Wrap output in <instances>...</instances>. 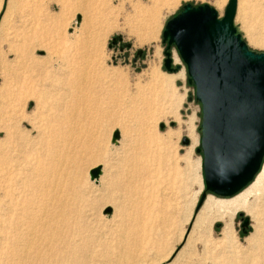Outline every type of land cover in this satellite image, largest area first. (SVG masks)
<instances>
[{
	"label": "rangeland",
	"instance_id": "obj_1",
	"mask_svg": "<svg viewBox=\"0 0 264 264\" xmlns=\"http://www.w3.org/2000/svg\"><path fill=\"white\" fill-rule=\"evenodd\" d=\"M238 1L233 18L236 33L249 49L264 52V0H249L243 18L237 13ZM152 2L0 0V106L4 118L0 120V156L5 162L0 183V263L18 246L11 193L24 171L32 173V178H26L31 185L39 179L40 166L52 162L60 164L67 175L66 182H59L60 192L54 193L58 199L52 200L61 213L56 218L71 245H86L85 264L114 263L115 256L133 250L137 230L156 224L152 244L139 257L145 255V262L264 264V214H260L264 204L259 199L254 206L259 213L253 218L244 211L233 215L229 242L221 240L222 219L208 217L203 225L193 226L203 203L197 210L195 207L205 190L202 154L196 151L200 147L201 105L175 46L169 51L172 66L178 65V69L169 72L163 67L165 23L186 3L207 4L222 18L228 0H161L155 14ZM142 8H148L143 17ZM142 23L145 29L139 30ZM149 31L154 32L155 40L137 43L136 37ZM84 34L95 36L93 43H80ZM58 37H65L64 43ZM114 37L119 38L116 43H112ZM139 50L141 54H137ZM151 59L155 60V75L164 85L161 90L150 81ZM3 64L9 69L2 70ZM73 71L85 76L83 84L107 86L112 95L105 102H88L93 98L89 97L75 105L72 137L64 139L61 136L67 127L62 124L70 103L57 96L54 79L65 82ZM117 76L126 77L128 86L118 90ZM137 93L145 97L144 105L139 100L131 103ZM190 119L195 132L192 147L186 134ZM114 131L119 132L116 143L111 142ZM96 166L101 167V174L94 182L89 171ZM161 185L166 193L162 228ZM209 195L213 200L234 196L206 192V197ZM244 218L249 219L246 227Z\"/></svg>",
	"mask_w": 264,
	"mask_h": 264
},
{
	"label": "water",
	"instance_id": "obj_2",
	"mask_svg": "<svg viewBox=\"0 0 264 264\" xmlns=\"http://www.w3.org/2000/svg\"><path fill=\"white\" fill-rule=\"evenodd\" d=\"M236 6L237 0H228L219 18L207 4L186 3L162 31L166 43L163 67L169 72L178 69V65L172 66L169 51L175 46L201 105L200 147L196 151L202 154L205 190L195 210L206 192L230 197L242 190L264 159V52L249 49L236 33ZM118 138L119 132L114 131L111 142ZM183 143L188 140L184 138ZM100 174V166L89 171L91 180ZM248 220L243 219V227Z\"/></svg>",
	"mask_w": 264,
	"mask_h": 264
},
{
	"label": "bare ground",
	"instance_id": "obj_3",
	"mask_svg": "<svg viewBox=\"0 0 264 264\" xmlns=\"http://www.w3.org/2000/svg\"><path fill=\"white\" fill-rule=\"evenodd\" d=\"M152 3L154 6V10H152V9L151 10L155 14V11L158 10L156 7L159 6L158 4L161 3V0H153ZM155 4H157V5L155 6ZM248 7H249V0H239L238 1V7H237L238 8V10H237L238 15L243 18ZM151 10H149V11L152 13ZM139 11L141 12L142 17H143V15L147 14L146 11L148 12V8H147V10L145 8H142ZM140 26L141 27L139 30H141L142 28H143V30L145 29V23H142ZM136 29H137V27L135 26V30ZM135 34H137V33H135ZM89 35L90 36L84 34V36L79 38V40H80L79 42L81 43V41H82V42H87V43H93L92 40H95V38H94L95 36L93 37L91 34H89ZM154 36H155L154 32L149 31L143 35L139 34L136 37V40H137V43L142 44L145 41L148 42V41L154 39ZM65 39H66L65 37H58V40L62 43H64ZM88 40H91V42H88ZM82 48H86V47H82ZM156 54H157V52H156ZM84 56H85V54H84ZM82 60H85V59L82 58ZM85 63H87V59H86ZM79 65H82V64L79 63ZM91 65H92V62L89 64V67H91ZM21 66H22V64H21ZM84 67L86 68V65ZM1 68H2V70H4V69L8 70L9 69V67L7 69L4 64L1 65ZM65 68L66 67H64V69ZM78 68H80V71H81L82 68L81 67H78ZM75 72L73 71V73H71V72H70V74L68 73L69 76L67 77V75H66L67 81L65 80V82L63 80H61L63 78L60 79L57 77L54 79L57 81V83L55 84L56 90L58 91L57 96H59V97L61 96L63 99H68V101L70 103L67 107L68 113H67L66 117L63 119V124H62V126L67 127V130L63 129V133L61 136L64 139H67L68 135L69 136L72 135V131L70 130L71 125H72L71 122H73L75 119H77L74 117V115L76 113L75 105L83 103L84 101H86V98H89V97H93V98L88 100V102H92V101H95V103L96 102H99V103L105 102V100H107V99L109 100V98L112 95V93H111L112 90L109 89L107 86L106 87L105 86H102V87L98 86L97 88H95L94 86L91 87L90 86L91 84H88L89 82L87 83V85L83 84V82H85V80H86L85 76L82 75V77H81L79 72H77V71H75ZM89 72H91V71H89ZM149 72H150V78H151L150 81L153 82V84L156 86V88H159L160 90L162 88H164L163 87L164 85L161 82V80L158 79L155 75L156 74L155 73L156 72L155 60L151 59ZM74 73L75 74L78 73V74L74 75ZM65 74H66V72H65ZM115 80L117 81L115 87L118 90L123 89V88L128 86V82H127L126 77L117 76L115 78ZM138 88L139 87H137V89ZM164 95H166V94H164ZM144 98H142L141 94L137 93L136 96H132L130 101H131V103L135 104V103H138L137 100H139V103L144 105V103H145ZM112 102H113V100H112ZM1 115H2V107L0 106V120H3L4 118L2 119ZM12 116H14V115H12ZM192 120L193 119H190V122L186 127V134L190 137L191 147L194 146V144H195V132H194ZM3 124H4V122H3ZM65 147H66V145H65ZM66 153H67V150H66ZM63 157H64V155H62V158ZM57 159H58V157H57ZM62 160H61V163H62ZM63 162H64V160H63ZM4 167H5L4 158L0 156V183L3 182V179H4V177H2L3 172H4ZM259 170L260 171L257 172V174L253 178L252 182L250 184H247L243 190H240L239 192H237L236 195H234L232 198L224 199V200H221V199L213 200L214 197L211 195L205 197L206 199H204L205 201L202 202L203 203L202 207L200 208V210L198 211V213L196 214V216L194 218L193 226L203 225L204 221L208 217L210 219H217V220L222 219V220H224V225H223L224 227H223V236H222L221 240L223 242H229V240L231 238V231L233 230L232 229V223H231L233 215L237 211H244L246 213L252 214L253 215L252 218H253L257 213H259L258 211L257 212L254 211L255 200L259 199L260 202H262L264 204V159H263L262 165H261ZM28 171L23 172V176H22L23 179H21L19 181V184H17V186H15L14 191L11 193V195L13 196L12 198H13L14 202H13V208L11 206L10 209L17 212L16 224L18 227V232H17L18 246H16L13 249L11 256L2 260L3 262L0 264H85V261L87 258L86 245H84V244L71 245L70 244L67 237L65 235H63L64 231H62V228L58 224L59 222L56 218L57 214H61V213H60V211H58L54 208L53 202H52L53 199H55V198L58 199L57 197H55V194H56L55 192H57L61 189L60 188L58 190V188L61 187V186H59V184L64 182V181L66 182L67 175H66L65 170L63 168L62 169L60 168V164H54L52 162L48 163L47 165L43 164L40 166V169L38 170L40 173L39 179L37 181H34V184H31V185L30 184L27 185V181H26V178H28V176L30 178H32V173L31 172L28 173ZM113 171H115V170H113ZM115 173H116V171H115ZM97 180H93V181L95 182ZM60 185H62V184H60ZM69 185H70V183H69ZM164 185H166V184H164ZM57 194H59V193H57ZM165 196H166L165 187L163 185H161V215H163L161 217V228H162V225L164 224V218H165V214H166V208H165L166 203L164 201ZM64 198H65V196H64ZM250 198L252 199V201L249 202ZM61 202L64 203V201H61ZM260 214H264V210L260 211ZM63 218L64 217H62L61 220H63ZM61 223L62 222H60V224ZM157 228H158V224L150 226V227H144V228L137 230L135 232V237L132 241L133 250L128 251V253L129 252L130 253L128 255L125 254L126 256L124 255L121 257H117V258L115 256L114 259H116V260H114V263H112L113 261L111 263L112 264H149V263H151L152 264L151 261L148 263V262H145L142 260L145 255L142 257L141 260L139 259V257L141 256V253L143 252V250H145L148 246H150L152 244L151 235H153L154 232L156 233V230L158 231ZM122 235H123V233H122ZM188 240H189V238H188ZM101 261L102 260H100V262ZM104 262L101 264H107L108 263V262L107 263H104ZM93 264H97V263L94 262Z\"/></svg>",
	"mask_w": 264,
	"mask_h": 264
},
{
	"label": "flooded vegetation",
	"instance_id": "obj_4",
	"mask_svg": "<svg viewBox=\"0 0 264 264\" xmlns=\"http://www.w3.org/2000/svg\"><path fill=\"white\" fill-rule=\"evenodd\" d=\"M119 40V38L118 39H116V41H118ZM116 41H115V43H116Z\"/></svg>",
	"mask_w": 264,
	"mask_h": 264
},
{
	"label": "crops",
	"instance_id": "obj_5",
	"mask_svg": "<svg viewBox=\"0 0 264 264\" xmlns=\"http://www.w3.org/2000/svg\"><path fill=\"white\" fill-rule=\"evenodd\" d=\"M79 24V23H78Z\"/></svg>",
	"mask_w": 264,
	"mask_h": 264
}]
</instances>
